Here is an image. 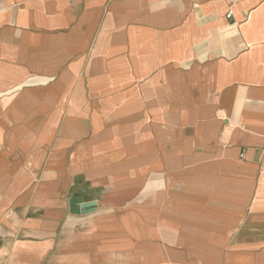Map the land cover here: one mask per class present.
<instances>
[{
    "label": "crops",
    "instance_id": "crops-1",
    "mask_svg": "<svg viewBox=\"0 0 264 264\" xmlns=\"http://www.w3.org/2000/svg\"><path fill=\"white\" fill-rule=\"evenodd\" d=\"M0 264H264V0H0Z\"/></svg>",
    "mask_w": 264,
    "mask_h": 264
},
{
    "label": "water",
    "instance_id": "water-1",
    "mask_svg": "<svg viewBox=\"0 0 264 264\" xmlns=\"http://www.w3.org/2000/svg\"><path fill=\"white\" fill-rule=\"evenodd\" d=\"M70 206H71V213L72 214H78L83 211L91 212L93 209L96 208V203H84L82 198L72 199L70 200ZM82 206V207H81ZM81 207V208H80Z\"/></svg>",
    "mask_w": 264,
    "mask_h": 264
},
{
    "label": "built area",
    "instance_id": "built-area-1",
    "mask_svg": "<svg viewBox=\"0 0 264 264\" xmlns=\"http://www.w3.org/2000/svg\"><path fill=\"white\" fill-rule=\"evenodd\" d=\"M230 17H231V13L228 14V18H230Z\"/></svg>",
    "mask_w": 264,
    "mask_h": 264
}]
</instances>
